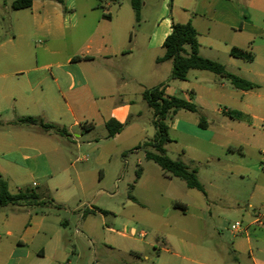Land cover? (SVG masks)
I'll use <instances>...</instances> for the list:
<instances>
[{"label":"crops","instance_id":"crops-1","mask_svg":"<svg viewBox=\"0 0 264 264\" xmlns=\"http://www.w3.org/2000/svg\"><path fill=\"white\" fill-rule=\"evenodd\" d=\"M169 1L164 0L165 14H162L154 25L147 45L148 51L159 48L162 51L160 54L152 53L148 56L152 63L150 68L146 69L141 63L144 54H141L139 62L131 67L130 59L134 56L138 41L134 36L129 37V23L121 19L114 21L110 13L98 15L97 12L101 8L109 6L106 0L67 1V8L72 11L68 16L64 5L54 0H35L32 8L19 11H27L31 16V20L24 19L20 34L0 29V40L5 38L0 47L14 42L18 36H24L30 28H34L36 33L45 38L40 58L38 54L35 58L30 53L10 54L7 49L0 54L4 58L9 56L22 61L25 65V68L20 67L13 72L14 75H28L26 87H0V111L7 105L14 106L18 114L17 119L27 116L45 118L48 117L49 111L53 112L55 118L46 122L67 128L71 135V140L59 135L60 141L53 149L60 164H63L69 143H75L78 151L85 145L94 153V160L89 165L90 170L98 172L97 177L100 178L102 174L105 176L106 171L113 173L123 166L119 159L122 153L127 152L128 143H133L132 151L142 142L155 136V127L154 134H151L152 128L144 127L141 123L145 108L153 114L143 98V91L147 87L167 83L166 94L175 96L176 87H186L183 99L196 105L197 112L201 115L200 120L188 117L183 110L172 113L171 116L180 118L173 123L168 122L169 134L175 133L197 143H211L219 147V154L207 157L210 163L216 159L214 165L209 163L205 166L212 175L210 186L220 188L219 182L224 185L234 178L244 181L245 178L251 177L250 173H254V169L258 171L256 159L261 163L264 160L259 157L260 154L264 155V0H171L170 5ZM11 3L3 1L0 17L12 8ZM139 21L140 19L137 20ZM174 21L182 24L190 22L193 25L198 33L201 56L223 65L229 73L250 81L257 87L251 90L237 89L229 80L219 75L195 69L189 71L185 81L172 80V63L159 64L157 59L165 53L163 44L172 32ZM61 37H67L71 41L64 50L60 49ZM81 39L85 44L79 46ZM128 48L130 50H127ZM234 48L250 53L253 60L232 56L231 51ZM76 56H88L91 60L74 62L73 58ZM145 73L149 80H144ZM150 81L152 84H149ZM205 117L209 118L210 123L218 120L219 126L210 127L208 121H204ZM16 120L1 123L7 125ZM111 120L125 124V127L110 138L107 123ZM201 123L206 127H202ZM78 127L81 132L72 137V130ZM13 128L20 130L23 127ZM98 128H106L107 133L102 137L95 136L93 132ZM39 134L45 138L52 136L42 132ZM107 140L115 142V154L103 145ZM143 157L146 163L139 160L137 164L143 168L142 176L136 183L137 187L150 188L161 182V179L170 182L178 179L166 177L157 164L146 160L145 154ZM31 158L25 156V160ZM88 159L89 157H85L82 161ZM248 160L252 163L247 162ZM47 166L52 169L48 160ZM70 167H74V164ZM59 176L58 182L64 186L75 181L65 166L60 167ZM77 180L80 184L83 183L81 172L78 171ZM204 189L205 192H201L204 196L202 199L197 196L189 197V202H184L181 198L172 200L171 208L174 213L191 215L204 223L207 216L221 219V215L229 209L223 208V212L219 213L216 208L218 204L229 199L228 195L224 191H215L210 195L207 189ZM260 190L264 191V186L256 182L250 198L253 199L256 191ZM42 198L46 199L45 195ZM132 201L140 205L151 203L145 197ZM249 207L253 208L252 204ZM191 210L193 213H190ZM96 211L105 213L102 210L92 212ZM29 220V223L34 221V226L29 225L30 229L36 228V234L46 231L45 217L33 220L31 216ZM262 222L264 223V215H251L246 211L242 219L236 222L243 224V231L237 234L232 230L228 234L223 231L221 233V228L216 224L213 232L207 235L211 238L209 241L199 239L198 232L190 231L186 223L183 226H172L169 220L165 226H168L172 233L162 234L161 240L156 234V241L160 245L154 242L147 244L157 252L154 257L156 264H264V249L258 248L257 240L252 238L254 227ZM64 224L67 225V222ZM256 231L264 234V228ZM155 232L161 233V230ZM136 234L134 228H127L126 232L120 233L121 236L132 240L136 238ZM228 248L232 252L228 253L230 259L225 256ZM130 249L133 254L148 259L140 245L131 244ZM38 255L39 258L45 257L46 249H39ZM63 257L70 258V254L60 252L56 255L57 261Z\"/></svg>","mask_w":264,"mask_h":264},{"label":"rangeland","instance_id":"rangeland-1","mask_svg":"<svg viewBox=\"0 0 264 264\" xmlns=\"http://www.w3.org/2000/svg\"><path fill=\"white\" fill-rule=\"evenodd\" d=\"M3 1L12 2L13 0H0L1 7ZM67 1L70 0H64L62 4L66 16L72 13L67 8ZM80 1L84 2L85 0ZM92 1L99 2V0ZM106 1L109 6L101 8L97 12L98 15H103L105 12L110 13L114 21L121 19L123 22L129 23V37L134 36L138 41L134 56L130 59L131 67H134L136 62H139L140 55L144 54L145 57L141 63L144 68L149 69L152 60L148 56L152 53L160 54L162 51L161 48L148 51L147 45L149 37L153 34L154 25L160 16L165 14L163 11L164 0H139V22H137L132 0ZM0 19V29L20 34L24 19L31 20V16L27 11L16 12L10 8L3 13ZM4 40L5 38L2 37L0 45L4 44ZM70 42L69 38L61 37L60 49L64 50V47ZM44 44L45 38L36 33L34 28H30L24 36H18L14 42L1 46L0 54L7 49L10 54L30 53L33 58L38 54L40 58ZM84 44L85 41L81 39L78 45ZM20 67L25 68L22 61L9 56L4 58L0 55V87H26L28 75L13 74ZM146 77L145 73L144 80H149V76ZM177 83L181 84L182 82L177 81ZM149 84H152V81ZM151 88L154 87H147V89ZM176 88L175 96L184 98L186 87ZM183 113H187L188 117L200 120V112L193 113L183 110ZM48 114V117H45L48 119L42 117L45 121L55 118L53 112L49 111ZM17 117L18 114L14 106L7 105L0 111V123L6 124L16 120ZM177 118L171 116L168 122L173 123ZM152 119L153 114L145 108L141 123L144 127L152 128L151 134H154ZM208 120L209 118L205 117L204 121ZM217 122L210 123L208 121V125L217 128L219 126ZM185 127L183 126V128ZM80 132V127L75 128L72 130V137ZM39 133H41L39 126L24 125L20 130L10 125L0 128V179L8 182L12 194H17L21 189H34L40 197L45 195L46 199H54L55 204L60 205L61 208L58 209L50 205H29L26 202L0 208V264H156L154 257L157 252L147 243L154 242L160 245L156 241V234L161 240L162 234L166 235L171 232L169 227L165 226L169 220L172 226H183L186 223L190 231L198 232L199 239L211 241L207 235L213 232V227L216 224L219 229L221 228V233L223 231L228 234L232 230V226L236 224L237 220L242 219V215L246 211H249L251 215L255 213L264 215V191H256L254 198H250L256 182L262 183L264 186V160L261 163L255 158L258 171L254 169V173H250L251 177L245 178L244 181L234 178L224 185L219 182L218 187L220 188H216L209 185L212 175L205 166L210 163L207 161V157L219 154V147L211 143H197L175 133L170 134L172 142L167 145L168 155L172 159L183 161L191 168H196L200 182L210 195H213L215 191H224L229 197L224 203L218 204L216 208L219 213L223 212L221 210L223 208L229 209L228 212L221 215V219L207 216L204 223L194 219L191 215L182 216L183 214L178 212L175 214L171 208V202L174 199L181 198L184 202H189V197L198 196L201 199L204 197L201 191L189 189L184 181L177 179L170 182L161 179L162 181L155 184L154 187H137L134 181L136 171L140 166L137 165L138 161L146 162L143 150L138 153L131 152L133 143H128L126 154L120 155L119 161L123 163V166L113 173L106 171L105 176L102 174L99 178L97 177L98 172L90 170L89 165L94 160V153L87 146L83 145V149L78 151L75 143H69L68 149L64 153L63 164H60L53 151L60 141V136L52 134L50 138H45ZM93 133L95 136L102 137L107 133V129L98 128ZM207 137L209 138V136ZM70 138L71 136L67 139L71 140ZM84 142L86 144V141ZM262 144L264 145V139H262ZM103 145H106L113 154L116 153L117 146L114 141L107 140ZM27 155L32 158L25 160ZM85 157H89L88 161H82ZM259 157L264 159L263 154H260ZM47 160L52 169L47 166ZM215 162L216 159L210 164L214 165ZM247 162L252 163L251 160ZM71 164H74V167H70ZM61 166L68 168V172L75 178L74 183L64 186L58 182ZM77 171L81 172L82 184L77 180ZM133 185L134 189H132ZM131 196L141 199L148 198L151 203L137 204L130 199ZM250 204L253 208L249 207ZM93 210H102L105 213L92 212ZM190 213L193 211L191 210ZM31 216L33 220L45 217L46 231L36 234V228L30 229V225L34 226V221L29 223ZM64 222H67V225ZM241 225L243 231V224ZM126 227L136 230L137 234L134 240L120 235V233L126 232ZM157 227L161 229H156ZM254 228L252 238L257 240L258 248L264 249V234H259V231H256L264 228V223L262 222ZM155 230H161V233H156ZM142 233L148 236H141ZM131 244L140 245L144 249V254L148 255V259L133 254L130 251ZM41 248L46 249V256L43 258L38 257V250ZM155 248L159 247L155 246ZM228 249L225 251V256L230 259L228 253L232 254V252L231 249H229L230 251ZM60 252L70 254V258L63 257L57 261L56 255Z\"/></svg>","mask_w":264,"mask_h":264},{"label":"trees","instance_id":"trees-1","mask_svg":"<svg viewBox=\"0 0 264 264\" xmlns=\"http://www.w3.org/2000/svg\"><path fill=\"white\" fill-rule=\"evenodd\" d=\"M34 1L35 0H13L11 7L15 11L27 10L32 8ZM54 1L59 4L64 3V0ZM132 5L135 10L136 18L139 20L140 1L132 0ZM163 48L165 53L162 57L157 59V63H172V80L185 81L187 80L189 71L195 69L210 71L219 75L222 78L229 80L237 89L251 90L257 87V85L252 82L229 73L223 65L201 56L198 33L190 22L185 24L175 21L172 22V32L165 39ZM231 54L237 58H242L248 61L253 60V56L250 53L237 48H234L231 51ZM87 60H91V57L76 56L73 58L74 62ZM166 89L167 83H162L154 88L145 89L143 91V98L153 111V125L156 129V133L152 139L138 145L131 152L144 150L146 160L157 164L166 177L178 178L184 181L188 188L196 189L204 193L205 189L198 178L197 169L191 168L179 159H172L168 155L166 148V146L172 142L168 124V119L171 114L180 110L197 112L198 108L195 104L190 103L183 98L168 96L166 94ZM7 125H10L11 127H23L24 125L39 126L41 132L45 134H57L66 138L71 136L67 128L61 127L57 123L46 122L42 118L33 116L21 117ZM3 126L5 125L0 123V128ZM201 126L206 127L204 123H201ZM124 127L125 124L118 123L115 120L109 121L107 123L109 132L108 136L110 138L116 136ZM142 173L143 168L139 166L136 171L135 183L141 178ZM132 189H134V185L132 186ZM130 198L136 201L134 196H131ZM25 202L29 205H50L58 209L61 208L60 205L55 204L54 199H43L34 189H21L17 194H12L9 190L8 182L0 179V208H4L8 205H20Z\"/></svg>","mask_w":264,"mask_h":264},{"label":"built area","instance_id":"built-area-1","mask_svg":"<svg viewBox=\"0 0 264 264\" xmlns=\"http://www.w3.org/2000/svg\"><path fill=\"white\" fill-rule=\"evenodd\" d=\"M241 227L242 225L241 224H235L232 226V232L234 234H237V233H240L242 230H241ZM141 236H145V233H142Z\"/></svg>","mask_w":264,"mask_h":264}]
</instances>
